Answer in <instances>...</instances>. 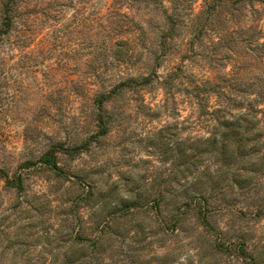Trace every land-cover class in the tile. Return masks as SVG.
<instances>
[{
    "label": "rangeland",
    "instance_id": "374dc122",
    "mask_svg": "<svg viewBox=\"0 0 264 264\" xmlns=\"http://www.w3.org/2000/svg\"><path fill=\"white\" fill-rule=\"evenodd\" d=\"M0 264H264V0H0Z\"/></svg>",
    "mask_w": 264,
    "mask_h": 264
},
{
    "label": "trees",
    "instance_id": "16d2710c",
    "mask_svg": "<svg viewBox=\"0 0 264 264\" xmlns=\"http://www.w3.org/2000/svg\"><path fill=\"white\" fill-rule=\"evenodd\" d=\"M47 159H49V158H47ZM47 159H46V160H47Z\"/></svg>",
    "mask_w": 264,
    "mask_h": 264
}]
</instances>
